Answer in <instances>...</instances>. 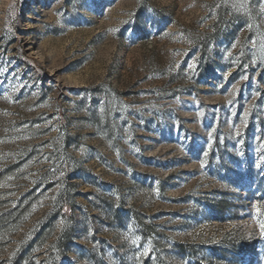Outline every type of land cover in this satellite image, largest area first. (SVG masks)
<instances>
[{"label":"rangeland","instance_id":"1","mask_svg":"<svg viewBox=\"0 0 264 264\" xmlns=\"http://www.w3.org/2000/svg\"><path fill=\"white\" fill-rule=\"evenodd\" d=\"M264 0H0V264H264Z\"/></svg>","mask_w":264,"mask_h":264},{"label":"snow or ice","instance_id":"2","mask_svg":"<svg viewBox=\"0 0 264 264\" xmlns=\"http://www.w3.org/2000/svg\"><path fill=\"white\" fill-rule=\"evenodd\" d=\"M261 232L264 234V224L261 225Z\"/></svg>","mask_w":264,"mask_h":264}]
</instances>
